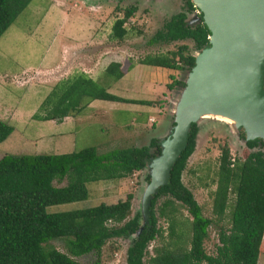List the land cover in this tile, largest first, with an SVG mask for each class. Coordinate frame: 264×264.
I'll return each mask as SVG.
<instances>
[{
    "label": "rangeland",
    "instance_id": "374dc122",
    "mask_svg": "<svg viewBox=\"0 0 264 264\" xmlns=\"http://www.w3.org/2000/svg\"><path fill=\"white\" fill-rule=\"evenodd\" d=\"M129 6H135L136 11L124 24L125 37L120 41L111 40L112 23L122 17L123 9ZM195 10L188 12L183 0H31L0 37V119L13 127L9 137L0 143V157L4 154H62L88 147L103 154L112 149L144 146L151 138H170L183 87L176 85L168 90L165 82H183L188 72L142 64L139 70L133 67L145 56L165 54L180 44H185L188 53L196 56L198 51L190 40L148 43L171 16L184 13L194 21L199 17L198 9ZM104 54L107 59L111 55L120 63L124 79L97 77L100 70L87 71L89 67L100 65L94 58L100 61ZM79 69L90 72L111 94L124 96V99L150 100L153 104L96 100L79 114L60 122L34 120L32 115L47 93L58 81L78 73ZM197 128L195 149L187 160L181 181L200 206L202 216L211 220L203 247L206 254L215 255L218 233L229 227L233 199L230 195L228 208L219 220L212 213L219 150L225 144L231 159L241 161L251 151L259 150L264 155V145L259 143L254 149H248L244 144L245 129L217 118L200 119ZM152 169L148 164L126 178L89 183L86 200L50 206L47 211L111 204L131 194L128 219L137 215L138 224L143 225L147 222L148 200L154 193L150 190ZM64 184L65 181L54 182L55 186ZM166 199L159 197L156 201L154 210L159 234L148 244L144 264H148L154 248L187 245L191 217L177 202L174 203L175 213L166 207L164 215H160L158 208ZM170 216L175 235L170 234ZM132 239L133 236L110 238L98 253L81 256L68 254L65 238L50 240L48 244L81 264H126V250ZM256 264H264V233Z\"/></svg>",
    "mask_w": 264,
    "mask_h": 264
},
{
    "label": "trees",
    "instance_id": "16d2710c",
    "mask_svg": "<svg viewBox=\"0 0 264 264\" xmlns=\"http://www.w3.org/2000/svg\"><path fill=\"white\" fill-rule=\"evenodd\" d=\"M31 0H0V37ZM188 11L195 9L191 0H183ZM136 11L135 6L123 9L122 17L112 23L109 38L122 40L124 24ZM209 31L202 21L190 22L184 13L170 17L149 44L190 40L196 51L208 45ZM139 64L169 70L189 72L194 57L188 47L180 44L165 54L148 55ZM118 62L109 63L105 75L122 77ZM264 84V78H263ZM184 86L179 80L166 84L167 89ZM131 103L152 106L149 100H128L111 94L88 77L76 73L55 84L39 104L32 118L37 121L60 122L75 116L92 101ZM198 128L191 123L184 148L170 167L167 182L157 188L150 199L148 219L138 224L134 215L128 219L132 195L115 203L48 212L50 206L84 201L87 184L126 178L139 172L160 154V142L151 138L147 145L126 147L98 154L93 147L62 154H4L0 157V264H81L48 243L57 238L67 239L71 256L98 253L110 238L133 236L126 250V264H144L148 244L159 234L155 204L159 197L167 199L158 208L164 215L166 207L176 212L179 203L190 215L187 245L154 248L148 264H256L264 233V155L251 151L239 161L231 159L227 145L219 150L216 188L213 192L212 213L221 220L233 199L229 211V227L218 233L215 255L204 251L203 241L211 220L201 214V208L182 181V172L195 149ZM13 132V127L0 119V143ZM243 138L244 135L240 134ZM260 139L246 141L252 150ZM65 181L64 185L55 183ZM170 216V234L175 235ZM166 218V217H165ZM93 264H98L94 262Z\"/></svg>",
    "mask_w": 264,
    "mask_h": 264
},
{
    "label": "water",
    "instance_id": "95a60500",
    "mask_svg": "<svg viewBox=\"0 0 264 264\" xmlns=\"http://www.w3.org/2000/svg\"><path fill=\"white\" fill-rule=\"evenodd\" d=\"M191 1L209 31L208 45L193 56L194 66L183 80L171 137L159 140L160 154L148 163L153 168V194L167 182L190 124L217 118L204 110L237 115L241 124L233 126L245 129L244 144L255 139L264 142L260 136L264 132V0Z\"/></svg>",
    "mask_w": 264,
    "mask_h": 264
},
{
    "label": "crops",
    "instance_id": "0c3cea01",
    "mask_svg": "<svg viewBox=\"0 0 264 264\" xmlns=\"http://www.w3.org/2000/svg\"><path fill=\"white\" fill-rule=\"evenodd\" d=\"M55 1H57V0H55ZM57 7V9H58V6H56ZM58 10H60V8L58 9ZM48 16H46V18H47ZM45 18V19H46ZM39 37V36H38ZM38 37H36L35 38V40L38 38ZM100 61H97V57L96 58H94V62L96 63H101L100 65H98L97 67H89L88 68V70L87 71H95V70H100V72H97V77H99L100 75H102L103 77H106L107 75H105V73H104V69H105V67L109 64V63H111V62H117V60H113L112 59V57H111V55L109 56V58L107 59V54H104V58H101L100 57V59H99ZM92 62H93V60H92ZM93 62V63H94ZM96 63V64H97ZM119 63V62H118ZM139 65L140 64H138V65H135L133 68H135L136 67V70H139ZM150 67H153V66H150ZM133 68H132V72H134L133 71ZM154 68H157V69H164V68H160V67H154ZM164 70H167V71H169V69H164ZM79 72L78 73H80V72H83V73H85L88 77H90L91 79H95V78H93L94 76L92 75V74H90V72H86V71H84L83 69H79L78 70ZM123 72V71H122ZM131 72V73H132ZM100 73V74H99ZM124 77H125V75H122V79H124ZM95 81V80H94ZM169 83V82H168ZM168 83H166L165 82V85L166 84H168ZM165 87V86H164ZM164 89V88H163ZM169 90V89H168ZM117 96V95H116ZM120 97V96H119ZM121 98H124V96H122ZM125 99H129V100H144V99H135V98H126L125 97ZM94 101H96V100H94ZM150 101V100H149ZM91 103H93V101L91 102ZM91 103L87 106V107H90V105H91ZM67 118V117H66Z\"/></svg>",
    "mask_w": 264,
    "mask_h": 264
},
{
    "label": "bare ground",
    "instance_id": "6f19581e",
    "mask_svg": "<svg viewBox=\"0 0 264 264\" xmlns=\"http://www.w3.org/2000/svg\"><path fill=\"white\" fill-rule=\"evenodd\" d=\"M202 112L207 113V114H211V115H215L217 118H219V120H222V121L226 122L227 124H232V125L233 124H241V119L235 114L228 115V114H224L220 111L211 110V109L204 110ZM260 136L262 138H264V132L260 133Z\"/></svg>",
    "mask_w": 264,
    "mask_h": 264
},
{
    "label": "flooded vegetation",
    "instance_id": "af4514ba",
    "mask_svg": "<svg viewBox=\"0 0 264 264\" xmlns=\"http://www.w3.org/2000/svg\"><path fill=\"white\" fill-rule=\"evenodd\" d=\"M184 4H185V3H184ZM186 10H187V9H186ZM187 11H188V10H187ZM193 11H196V10L193 9ZM193 11H188V12H193ZM200 14H201V13H199V17H200ZM185 15H186V14H185ZM199 17H198L196 20H194V21L192 20V18H187V17H186V18L189 19L190 22H196V21H198Z\"/></svg>",
    "mask_w": 264,
    "mask_h": 264
}]
</instances>
